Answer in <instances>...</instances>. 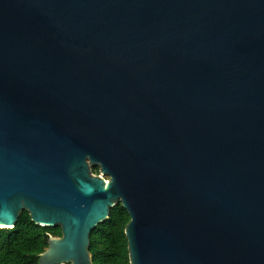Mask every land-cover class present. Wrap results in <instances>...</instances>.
<instances>
[{
  "label": "water",
  "instance_id": "obj_1",
  "mask_svg": "<svg viewBox=\"0 0 264 264\" xmlns=\"http://www.w3.org/2000/svg\"><path fill=\"white\" fill-rule=\"evenodd\" d=\"M117 203L129 264H264V0H0V228L92 264Z\"/></svg>",
  "mask_w": 264,
  "mask_h": 264
},
{
  "label": "trees",
  "instance_id": "obj_2",
  "mask_svg": "<svg viewBox=\"0 0 264 264\" xmlns=\"http://www.w3.org/2000/svg\"><path fill=\"white\" fill-rule=\"evenodd\" d=\"M91 170L99 173L98 166ZM128 221L127 210L117 203L110 208L108 218L91 230L92 264H129L124 233ZM49 235L61 236L60 227L40 226L30 219L26 210L21 211L14 227L0 228V264H37L39 254L47 247Z\"/></svg>",
  "mask_w": 264,
  "mask_h": 264
}]
</instances>
